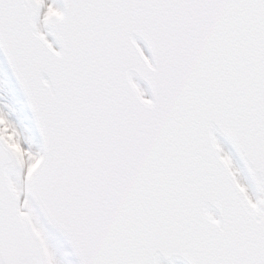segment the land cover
I'll return each mask as SVG.
<instances>
[{
	"label": "snow or ice",
	"instance_id": "snow-or-ice-1",
	"mask_svg": "<svg viewBox=\"0 0 264 264\" xmlns=\"http://www.w3.org/2000/svg\"><path fill=\"white\" fill-rule=\"evenodd\" d=\"M0 264H264V0H0Z\"/></svg>",
	"mask_w": 264,
	"mask_h": 264
}]
</instances>
